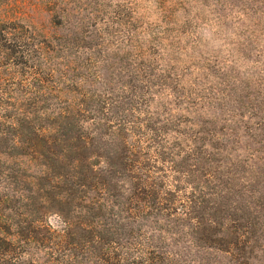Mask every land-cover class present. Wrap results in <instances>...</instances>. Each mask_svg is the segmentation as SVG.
Here are the masks:
<instances>
[{
	"label": "trees",
	"instance_id": "1",
	"mask_svg": "<svg viewBox=\"0 0 264 264\" xmlns=\"http://www.w3.org/2000/svg\"><path fill=\"white\" fill-rule=\"evenodd\" d=\"M221 6L216 27L234 13L247 22L255 71L213 85L174 68L159 111L128 104L136 88L123 87L132 98L119 104L112 89H95V48L77 56L37 42L33 66L45 77L32 83L47 106L33 119L21 111L15 137L0 138V181L17 193L0 192V246L19 264H196L177 249L186 238L225 258L198 264H264V0Z\"/></svg>",
	"mask_w": 264,
	"mask_h": 264
},
{
	"label": "rangeland",
	"instance_id": "2",
	"mask_svg": "<svg viewBox=\"0 0 264 264\" xmlns=\"http://www.w3.org/2000/svg\"><path fill=\"white\" fill-rule=\"evenodd\" d=\"M222 3L223 0H0V138L15 137V122L21 111L33 119L36 108L47 106V95L34 94L37 84L32 83V77H45L43 70L33 66L37 42L65 43L77 56L82 46L95 48L100 78L93 87L100 91L112 89L111 102L122 96L132 98L122 91L123 87H130L132 92L136 88L140 100L126 102L141 110L167 107L160 96L175 86V76H170L174 68L192 69L186 78L208 74L213 85V80L220 81L223 74L233 77L255 71L254 51L246 52L250 58L243 52L247 41L253 42L245 33L247 22L238 20L234 13L230 16L232 22L218 27L213 24L216 16L226 13L222 12ZM78 27L83 31L75 33ZM206 31L210 35L206 36ZM146 85L151 88L147 94V89L139 90ZM168 103L172 112L194 118L185 104ZM3 162L4 156H0V164ZM14 162L20 168L33 165ZM5 164L15 167L11 162ZM0 192L17 194L1 181ZM56 220L49 216L47 223L59 226ZM179 242L177 249L196 264L205 259L225 262L222 254L193 247L187 238ZM165 243L172 246L169 240ZM5 250L1 245L0 259L6 260L1 264H19L17 251Z\"/></svg>",
	"mask_w": 264,
	"mask_h": 264
},
{
	"label": "clouds",
	"instance_id": "3",
	"mask_svg": "<svg viewBox=\"0 0 264 264\" xmlns=\"http://www.w3.org/2000/svg\"><path fill=\"white\" fill-rule=\"evenodd\" d=\"M205 35H206V36H207V35H210V33L206 31V32H205Z\"/></svg>",
	"mask_w": 264,
	"mask_h": 264
}]
</instances>
